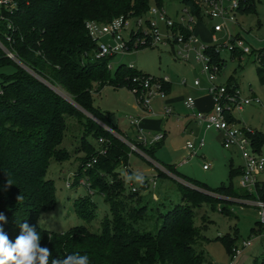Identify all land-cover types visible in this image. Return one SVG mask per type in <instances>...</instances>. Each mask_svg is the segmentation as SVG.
Segmentation results:
<instances>
[{
    "label": "trees",
    "instance_id": "1",
    "mask_svg": "<svg viewBox=\"0 0 264 264\" xmlns=\"http://www.w3.org/2000/svg\"><path fill=\"white\" fill-rule=\"evenodd\" d=\"M184 2L204 21L196 0ZM153 3L163 6V0H18L13 10L2 7L1 13L7 18L0 20V39L26 66L0 51V66H17L14 74L5 76L0 88V213L6 217V222L0 221V227L11 241L20 234V224L27 222L35 226L41 236V246L51 250L52 258L79 252L88 255L90 264H199L201 257L195 241L200 234L194 225L195 208L204 203L212 205L223 198L255 197L236 187L233 177L242 173V167L234 163L230 183L217 189L184 177L222 199L179 184L181 201L167 211H163L164 202L150 204L145 196L137 197L136 191L126 194L123 182L104 181L100 175L95 177L98 172L105 173L100 170L112 172L121 161L126 162L132 150L94 119L85 116L81 109L103 122L117 125L94 106V92L105 86L131 88L132 78L145 72L126 64L113 70L108 66L113 58H96L97 41L90 36L87 23H107L119 16L141 17ZM255 3V0L249 1L248 13L255 12ZM211 52L216 61L221 60L220 54ZM258 70L264 73V66ZM232 82L238 85L233 78ZM164 88L170 92L171 83H166ZM212 105L213 100L206 110ZM72 119L76 120L78 130L81 129V144L89 148L88 157L100 150L89 141V136L98 141L101 149L112 142L107 155L101 156L93 168L83 175L82 166L74 176L75 185L87 176L94 183V193L102 195L110 204L112 218H105L100 232L91 231L85 225L52 231L38 223L42 213L53 211L57 205L55 181L47 177L51 162H64L74 153L85 151L81 147L71 152L64 145ZM250 137L258 148L264 146L262 131L255 129ZM131 142L154 158L155 151L164 144V140L148 145ZM169 167L175 171L173 166ZM259 194L264 199V188ZM18 196H21L19 201ZM77 214L86 222L94 221L96 203L85 202ZM257 226L258 221L253 234L264 231V227L257 229ZM225 242L233 256L235 240L226 237Z\"/></svg>",
    "mask_w": 264,
    "mask_h": 264
},
{
    "label": "rangeland",
    "instance_id": "2",
    "mask_svg": "<svg viewBox=\"0 0 264 264\" xmlns=\"http://www.w3.org/2000/svg\"><path fill=\"white\" fill-rule=\"evenodd\" d=\"M255 1V12L248 13L251 8L248 7L246 12L237 13L235 22H229L221 34V37L224 36L221 43H229L230 35L233 34L239 37L244 47L251 49V54H244L239 60L241 54L233 56L232 52L224 47L221 55L225 61V67L218 75L217 83H228L229 79L233 78L240 84L242 97L257 95L264 99V81H262L264 73L258 70V67L263 65L258 53L264 49V0ZM153 5L158 6L156 3ZM185 6L184 0H163V7L173 19L178 18V12L180 14ZM1 12L2 6L0 5V20L4 21L3 18L7 17ZM214 22L216 21L206 19L197 24V33L203 42H210L208 33ZM103 41L114 44L110 36L104 37ZM220 44H218L219 47H221ZM111 63L113 70L121 64L128 66L133 63L138 70L152 76L158 78L167 76L171 81V90L166 96L158 95L152 100L153 113L150 115H146L138 105L132 88L105 86L101 91L94 92V106L106 113L110 120L118 126L101 121L85 109H81L82 113L94 119L126 145H128L127 141L136 142L138 140L139 128L131 124V116L137 118L139 114L141 116L145 114L142 120L147 118L153 122L146 124L149 127L144 129L148 141L151 142L158 134L165 135V139L164 144L155 151V158L143 150L141 151L145 155L131 152L128 155L129 159L126 162L121 161L112 172L100 170L105 173L98 172L95 177L100 175L104 181L123 182L127 187L126 194L134 193L133 188L136 187L137 197L145 196L150 204L164 202L163 211L173 208L181 201L179 184L222 199L213 191H209L202 185H195L184 178L189 177L206 184L209 188L217 189L230 183L232 163L236 166L243 163L240 152H233L224 147L222 133L215 129L205 131L195 122L194 118L188 115L191 110L185 106L184 100L189 97L198 100L203 94L208 93L206 91L208 81L201 71V63L195 59L185 62L177 58L170 45H158L138 50L132 54L117 55ZM16 70L15 64L0 66V88L5 81V76L14 74ZM196 78L202 80L200 87L194 85ZM183 80L187 82L184 84ZM55 89L65 96L68 95L62 89ZM210 104L211 100H208L206 105ZM167 107L172 109V114L168 116L166 115ZM235 114L241 126L256 128L264 133V105H248L242 111H236ZM70 121L64 145L71 152L81 147L85 151L74 153L75 155L70 160L64 162H51L47 177L55 181L57 205L53 211L42 213L38 223L41 227L52 231H66L71 227L85 225L91 231L100 232L105 218H112L110 204L102 195L94 193L96 192L94 183L88 180L87 176L84 179L89 185L81 181L79 185H75L74 176L82 166L83 175L88 172V169L93 168L101 156L107 155L112 142L101 149L102 146L98 141L93 136H89V141L100 150L98 154L88 157L86 154L89 148L81 144V129L78 130L75 119ZM142 125L145 124L141 122ZM203 139L206 141V146L195 157L186 159L188 151L185 147L188 141L198 143ZM208 163L210 169L205 170L204 164ZM169 166H173L175 171ZM137 175L143 176L148 183L152 178H157L156 187L151 184L147 187L143 186L142 182L135 179ZM262 178L264 179V174ZM233 181L236 187H239V175L233 177ZM68 183L73 186L68 187ZM238 199L223 198L212 205L204 203L195 208L197 215L194 225L200 234V238L195 241L196 251L201 257L199 264H231L232 253L227 248L226 237L230 241L235 240L232 244L241 252L234 264L264 263V239L257 238L252 232L258 221L257 213L253 207L239 203ZM90 200L96 203L97 218L89 223L77 214V210ZM249 240L253 241V245L243 248V242Z\"/></svg>",
    "mask_w": 264,
    "mask_h": 264
},
{
    "label": "built area",
    "instance_id": "3",
    "mask_svg": "<svg viewBox=\"0 0 264 264\" xmlns=\"http://www.w3.org/2000/svg\"><path fill=\"white\" fill-rule=\"evenodd\" d=\"M202 10L204 20L216 21L211 27L210 42H203L197 33V24L200 19L193 13L190 5L178 12V18L173 19L166 9L162 6L151 5L148 13L141 17L119 16L115 17L107 23L91 21L87 23L90 36L97 41L96 58H114L117 55H127L137 52L138 50L156 47L158 45H170L175 56L185 62L192 59L201 63V71L205 74L208 81L206 91L213 100L210 109H198L197 99L189 97L184 100L185 106L191 110L190 116L194 118L205 131L215 129L222 133V144L230 151L240 152L242 154L243 163L242 173L239 175V187L246 190L249 194L254 195L253 198L238 199L239 203L251 206L257 213L258 226L264 227V199L261 198L259 192L264 188V146L258 148V145L252 140L250 135L255 133V128L249 126H241L240 120L236 116V111H242L245 106L252 104L264 105V99L257 95L251 97H242L240 84L217 83L218 75L225 67V61L222 58L221 50L225 47L232 52V55L241 54L238 58L242 59V55L251 54L249 47H244L239 37L230 35L229 43H221L223 37L221 34L227 28L229 22H235L237 13H242L249 6L250 0H196ZM18 0H0V5L8 10H13L17 6ZM146 18V19H145ZM145 19V21H144ZM106 36L112 37L114 44L103 41ZM221 43V44H220ZM230 43L232 45L230 46ZM221 45V47L218 46ZM0 51L15 61L17 64L26 68L24 63L19 59L16 53L9 49L0 39ZM211 51L220 54L221 60L216 61ZM259 60L264 66V49L258 53ZM109 68L113 69L110 61ZM131 69H137L131 63L128 65ZM183 80L182 83H186ZM171 83L169 77L158 78L147 73L139 74L132 78L131 88L136 94L138 105L146 115L153 113L152 100L158 96H166L164 85ZM201 78H196L194 85L200 87ZM168 105V104H167ZM144 114V115H145ZM172 114L170 107L166 108V115ZM143 116V115H142ZM134 118L131 116V124L139 128L138 143L144 145L153 144L165 139V135L158 134L154 136L151 142L148 141L141 126L142 117ZM104 142V139H100ZM127 141V140H126ZM132 152H138L145 155L144 152L133 142H128ZM206 146V141L194 142L188 141L185 149L188 151L186 159L195 157L200 150ZM205 170L210 169V164H204ZM157 178H152L150 183L147 180L142 181L143 186L147 187L151 184L156 187ZM81 182L85 185L86 180ZM71 187V183L67 184ZM133 191H137L134 187ZM257 238L264 239V231L255 233ZM253 245V241H244L243 248ZM232 263L234 264L239 254L238 248L234 250Z\"/></svg>",
    "mask_w": 264,
    "mask_h": 264
},
{
    "label": "clouds",
    "instance_id": "4",
    "mask_svg": "<svg viewBox=\"0 0 264 264\" xmlns=\"http://www.w3.org/2000/svg\"><path fill=\"white\" fill-rule=\"evenodd\" d=\"M135 179L142 182L144 178L137 175ZM8 183L11 184L9 179ZM20 199L21 196H18L17 200ZM0 221L6 222L3 213H0ZM20 229L13 242L0 227V264H90L88 255L79 252L52 258L51 250L41 246V236L35 226L24 222L20 224Z\"/></svg>",
    "mask_w": 264,
    "mask_h": 264
},
{
    "label": "crops",
    "instance_id": "5",
    "mask_svg": "<svg viewBox=\"0 0 264 264\" xmlns=\"http://www.w3.org/2000/svg\"><path fill=\"white\" fill-rule=\"evenodd\" d=\"M208 100H209V101L212 100V97L210 96V94H208V93L203 94V95H202V98H200V99L197 100V102H198V104H197V108H198V109H202V110L208 108V105H206V103H207ZM169 103H170V102H169ZM139 115H140V114H139ZM188 115H190V114H188ZM144 116H146V115H143L142 117H144ZM141 122H142L143 124H145V125H142V127H143L144 129H146V128L149 127V125H146V124H150V122L153 123L152 121H149L147 118H146V119H143ZM195 122H196V121H195ZM255 129H256V128H255ZM239 165H240V164H239Z\"/></svg>",
    "mask_w": 264,
    "mask_h": 264
}]
</instances>
